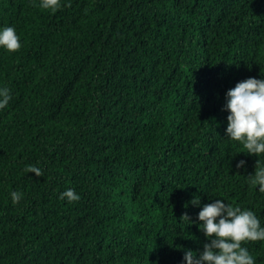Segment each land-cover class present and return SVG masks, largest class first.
Listing matches in <instances>:
<instances>
[{"label": "trees", "instance_id": "trees-1", "mask_svg": "<svg viewBox=\"0 0 264 264\" xmlns=\"http://www.w3.org/2000/svg\"><path fill=\"white\" fill-rule=\"evenodd\" d=\"M68 3L0 0L21 43L0 47V264H186L216 199L264 227L249 182L264 154L226 135L224 110L237 82L264 79V0ZM242 246L264 264V241Z\"/></svg>", "mask_w": 264, "mask_h": 264}, {"label": "clouds", "instance_id": "clouds-1", "mask_svg": "<svg viewBox=\"0 0 264 264\" xmlns=\"http://www.w3.org/2000/svg\"><path fill=\"white\" fill-rule=\"evenodd\" d=\"M69 3L64 7H70ZM39 7L59 10L61 0H40ZM0 47L8 52H17L21 48L20 36L13 26L0 29ZM12 99L10 89L0 88V110L6 108ZM224 109L228 111L226 135L233 141L239 142L245 153L260 156L264 154V79L249 77L235 84L226 92ZM245 164L240 160L236 167ZM26 172L42 176L40 168L28 165ZM252 186H259L258 190L264 193V166L255 161L254 174L249 177ZM23 193L13 191L12 202L19 203ZM60 199H67L69 203L80 200L75 190L68 188L60 193ZM193 204H199V197H194ZM182 219L191 221L187 213ZM200 230L209 242L203 244V250L193 252L187 250L184 255L186 264H255L254 257L242 245L248 242L264 241V227L259 218L249 209L225 203L220 199L205 203L198 212ZM192 222V221H191Z\"/></svg>", "mask_w": 264, "mask_h": 264}, {"label": "bare ground", "instance_id": "bare-ground-1", "mask_svg": "<svg viewBox=\"0 0 264 264\" xmlns=\"http://www.w3.org/2000/svg\"><path fill=\"white\" fill-rule=\"evenodd\" d=\"M195 98H198V97H195ZM200 98H203V97H200ZM211 98H212V97H211ZM17 99H18V98H17ZM20 99H21V98H20ZM20 99H19V100H20ZM23 99H25V98H23ZM188 99H189V98H188ZM191 99H192V98H191ZM204 99L206 100V97H205ZM213 99H214V98H213ZM192 100H194V99H192ZM192 100H191V101H192ZM201 100H202V99H201ZM205 100H204V102H205ZM189 101H190V100H189ZM197 101H198V100H197ZM199 101H200V99H199ZM207 101H208V97H207ZM207 101H206V102H207ZM209 101H210V103L212 102V100H209ZM213 101H214V100H213ZM175 102H176V101H175ZM195 103H196V101H195ZM202 103H203V102H202ZM202 103H201V106H202ZM175 104H176V103H175ZM189 104H191V103H189ZM193 104H194V103H193ZM193 104H191V105H193ZM203 104H204V103H203ZM208 104H209V103H208ZM194 105H195V104H194ZM199 105H200V104H199ZM199 105H198V107H199ZM204 105H205V104H204ZM204 105H203V106H204ZM206 105H207V104H206ZM210 105H211V104H210ZM195 106H196V105H195ZM198 107H197V108H198ZM211 107H212V106H211ZM195 108H196V107H195ZM189 109H190V108H189ZM191 109L194 110V109H193V106H192ZM211 109H212V108H211ZM217 110H218V109H217ZM221 110H222V109H221ZM224 110H225V109H224ZM0 112H1V111H0ZM3 112H4V111H3ZM220 112H222V111H220ZM224 112H226V111H223V113H224ZM227 112H228V111H227ZM227 112H226V113H227ZM217 113H218V112H217ZM217 113H216V114H217ZM210 114H212V113H210ZM216 114H215V115H216ZM220 114H221V113H220ZM224 114H225V113H224ZM222 115H223V114H222ZM1 128H2V127H1ZM1 128H0V129H1ZM5 159H6V158H5ZM7 159H8V158H7ZM4 162H6V161L4 160Z\"/></svg>", "mask_w": 264, "mask_h": 264}]
</instances>
